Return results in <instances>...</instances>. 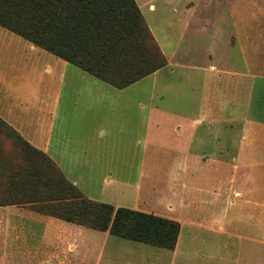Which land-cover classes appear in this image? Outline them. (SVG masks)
Instances as JSON below:
<instances>
[{
  "label": "crops",
  "instance_id": "1",
  "mask_svg": "<svg viewBox=\"0 0 264 264\" xmlns=\"http://www.w3.org/2000/svg\"><path fill=\"white\" fill-rule=\"evenodd\" d=\"M136 3L170 73L161 68L116 86L0 25V116L101 201L132 206L146 169L174 170L165 204L180 222L172 255L199 243L195 232L224 253L264 248V65L242 59L243 25L264 18L243 21L242 0ZM166 8L182 16L159 14ZM148 18H164L162 39L187 40L188 55L200 40L202 63L194 55L174 61L178 46L167 54ZM178 69L183 79L175 80ZM164 134L172 138L168 157L160 155ZM88 229L0 204V264H101L88 257Z\"/></svg>",
  "mask_w": 264,
  "mask_h": 264
},
{
  "label": "rangeland",
  "instance_id": "2",
  "mask_svg": "<svg viewBox=\"0 0 264 264\" xmlns=\"http://www.w3.org/2000/svg\"><path fill=\"white\" fill-rule=\"evenodd\" d=\"M107 1H109V8L112 10L105 16V21L102 22L104 26H99L98 23L100 22H97L98 11L93 10L94 16H90V18L86 14L79 13V16L74 18L67 16L65 20L58 21L57 26H48L45 28L46 30L41 29L40 35L50 43L62 44L65 55H73L76 61H81L80 67L92 66L112 77L120 69L124 70V67L119 69H115V67L121 63L118 62V56L119 61H121L122 57L127 58L126 55H128L127 62H130L134 69L133 72H145L156 66L157 69L153 72L161 68H167L166 71L170 73L169 68L172 64L169 63V56L162 50L141 9L139 12H131L133 11L132 7L125 0ZM249 4H253L254 7H247ZM211 8H214V6L212 5ZM163 13L168 19L182 16L180 11L178 13L174 12L172 8H166L164 12L159 11V14ZM206 13L212 16V12L206 11ZM241 16L243 21L264 18V0H242ZM162 19L156 24H153L151 18H148V21L155 30L166 53L170 54L178 46L176 53L178 60L175 57L173 58L174 61L187 63L192 58L191 55H194L192 61L202 63L203 58L198 56L202 50L200 40H198V49H190L188 55L187 40L179 42L178 40L162 39L164 36L163 29L168 27V25L162 24ZM252 29L256 30L254 35H250ZM158 30L161 31V35ZM121 34L126 38L127 47L123 49L124 51L122 50L123 52L120 55L112 54L108 56L109 46L108 48L101 46L100 42L106 38H118ZM175 37L177 38L176 35ZM150 39L154 41V49L149 46ZM242 45L243 50L247 49V52L242 55L243 62L252 59L264 65V24L243 25ZM150 50H154V58L141 59L140 54L143 51L149 52ZM48 51L63 58L51 50ZM114 56H116L115 59H113ZM159 65L161 66L158 67ZM179 70L172 75L175 80L183 79V74ZM161 77L163 76L161 75ZM144 80L148 85L152 81V77ZM0 118L10 128L0 129V204H15L50 215L67 224V226L90 228L84 230L83 234V239L90 241L92 244L87 249L88 257L93 259H100L101 257V264L107 262L108 264H264V248H231L224 253L223 249L216 247V242L214 243V249L208 244H203L200 232H195V235L200 238L199 243L195 246L191 243L192 246L189 248L183 246L182 252L174 256L172 255V249L123 238L111 234L108 230L100 231L91 227L89 221L100 215V213L97 207L91 206L90 202H109L92 198L84 193L70 181L65 172L47 153L32 145L12 125L1 116ZM165 134L163 135L164 143H161L163 149L160 155L168 157L172 154L166 149H170L169 142L172 138L170 135L165 136ZM172 135L175 137V134ZM163 166L164 168L146 169L145 177L138 178L144 183L139 191L140 193H137L139 195L137 202H133L132 206L117 202L110 203L114 206V210L119 206H124L177 220L172 217L170 209L167 206L165 207L166 202L173 193L169 181L172 178L171 172H174V170L167 168L166 165ZM61 178L76 189L80 198L65 194L64 185L59 184ZM66 217L71 219L67 220ZM70 235H72L73 240L75 233L67 231L65 234L67 237ZM185 238L186 235L183 233V242ZM77 239L82 240V237L77 236ZM187 252H190V254Z\"/></svg>",
  "mask_w": 264,
  "mask_h": 264
},
{
  "label": "trees",
  "instance_id": "3",
  "mask_svg": "<svg viewBox=\"0 0 264 264\" xmlns=\"http://www.w3.org/2000/svg\"><path fill=\"white\" fill-rule=\"evenodd\" d=\"M125 2L130 3L133 10L131 12H139L140 8L136 0H125ZM109 5L110 3L107 0H0V25L20 34L43 48L55 52L64 59L81 66V61H76L75 56L65 55L62 50V44L55 45L50 43L46 38H43L40 35L41 29L46 30L45 28L48 26H57L58 21L65 20L67 16L74 18L75 16H79L78 13L86 14L90 18V16H94L93 10L98 11L97 22H100L98 24L102 27L104 26L102 22L105 21V16L112 10L109 8ZM125 39L121 34L118 38H106L102 40L100 45L106 46L107 48L109 46L108 56L112 54L120 55L124 51L123 49L127 47V41ZM148 43L154 49V41L150 39ZM102 50L105 51L103 48ZM140 56L143 60L148 57L154 58V50H150L149 52L143 51ZM126 57V59L122 57L121 61H119L118 56V62L121 63L115 69L124 67V70L120 69L114 77L102 73L92 66H87L83 69L100 79L120 87L136 81L157 69L155 66L145 72H133L134 69L131 63L127 62L128 55ZM4 127L9 128L0 118V129ZM59 184L64 185L63 190L66 192L65 194L74 198H80L76 189L66 180L61 178ZM90 203L91 206L97 207L100 213V215L89 221L91 227L97 230H108L111 234L123 238L168 249H173L177 243L180 232V222L177 220L124 206H119L114 210V206L110 203ZM66 219L70 220L71 218L66 217Z\"/></svg>",
  "mask_w": 264,
  "mask_h": 264
}]
</instances>
